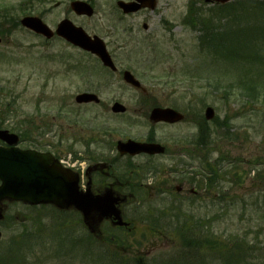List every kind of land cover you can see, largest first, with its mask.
<instances>
[{
    "label": "rangeland",
    "instance_id": "374dc122",
    "mask_svg": "<svg viewBox=\"0 0 264 264\" xmlns=\"http://www.w3.org/2000/svg\"><path fill=\"white\" fill-rule=\"evenodd\" d=\"M20 1L22 0H0L1 3ZM70 1L28 0L21 10L12 12L13 18L18 19L32 12L41 16L54 29L58 22L67 17L89 34L96 33L102 37L109 50L132 48L136 44L135 38H139V43H144L141 49L150 54L149 59L161 61L169 69L177 63L173 71V75H176V79H173L175 84L172 87L154 88L153 83L159 80L146 77L141 68H137L143 84L150 91L148 96L153 99L146 105L144 116L133 118L134 121L112 116L111 111L103 107H78L75 95L87 90L89 77L84 78L77 69L65 73L59 62L62 61L61 55L71 56L70 61L87 59L88 55L60 37L46 40L28 29L15 27L8 22L4 25L5 33L0 44V99L10 104L5 108L0 106V119L8 118L5 122L8 128L15 127V124L19 126L24 120L30 122L28 126L39 127L42 132L48 123L50 131L45 132L43 138L32 137L34 143L42 139L43 149L49 148L60 158L74 156V151L79 155L84 153L82 141L92 136L96 139L93 150L101 153L104 158L113 159L117 152L115 146L114 149L112 146L117 140L143 139L152 126L163 142L171 135L179 139L196 135L199 131L198 124L206 126L204 118L199 115L204 116V108L212 106L217 118L207 124L213 138L219 137L216 139V146H213L216 149L213 156L221 154L233 161L225 170L228 176L223 171L222 185L213 191L210 188H199L200 198L194 206L188 205V200L194 197L188 196L186 191L176 194L172 190L178 185L179 177L175 171H170L172 166L175 170L174 166L177 164L174 163L177 157L173 158L170 153L149 164L161 166V169L155 174L150 173L141 181L145 186L143 192L146 193L142 201L126 191L127 202L136 204L135 207L141 210L149 208L157 211L166 207L170 200L183 202V214L188 209H193L196 216L194 222L204 218L205 234L210 232V235L207 234L208 242L213 240L217 243H205L204 249H191V246H184L182 237L172 229L154 227L149 221L141 220L129 211L126 213L127 219L125 218L129 221V229L124 230L122 238L126 247L130 245L128 251H119L120 254L114 256L108 251V254L103 253L101 256L113 257L118 264H168L176 261V258L178 264H227L226 256L222 259L218 253L221 254L220 249L225 252L229 246L241 258L238 261L235 256L230 264H264V179L256 177L264 169V6L252 7L248 4L242 11V8L236 7L220 11L212 5L199 4V0H158V12H150L147 17L141 13L122 17L115 8L117 0H93L95 15L88 18L76 15L70 8ZM195 2L202 12L211 14L213 24L226 37L225 43L216 44L211 52L201 49L199 31L185 24L189 5ZM165 20L171 21V26L174 27L172 36L164 30ZM144 21L152 23L153 35L149 37L151 42L141 40L147 33L141 28ZM134 24L139 32L130 34L128 28L134 27ZM209 58H215V61L212 60L209 64L206 62ZM159 72L160 68L149 71L150 76ZM190 74L200 75L202 79H188ZM90 80L93 83L92 89L100 94L104 103L121 100L130 107V113L133 111L139 96L137 92L120 84L100 86V81L120 79L110 76L108 80H104L93 75ZM152 104L177 107L184 111L187 119L174 125H153L146 116ZM224 118L234 130L235 137L220 138L221 129L218 125ZM168 144L171 150L173 145ZM102 161L105 160L97 163L102 165ZM126 161L131 162L130 169L137 168L141 172L148 160L144 156L130 160L122 157L118 159L117 165H123ZM94 176L92 175L93 180ZM222 190L225 200L216 202L218 193ZM144 200H147L146 203ZM0 209L27 208L22 204L4 201L0 203ZM41 209H44L45 217L39 218V231L35 233L32 244L28 245L31 249L24 248L27 247L24 245L23 261L15 264H112L107 260L98 263L95 253L91 254L92 251L89 250L90 244H83L81 239L88 235L89 238L102 241L111 232L115 236L122 235L123 230L116 229L115 224L93 214L90 225L94 224V227L88 226L81 220L79 212L71 210L72 208L63 213H57L49 207ZM26 225L31 226L29 223ZM30 229L35 228L32 226ZM21 230L29 229L3 231L0 247L21 235ZM96 243L91 241L96 246L93 251L97 254L100 248L99 243ZM22 245L23 243L20 248ZM180 256L185 260L181 262ZM9 261L11 260H0V264H8Z\"/></svg>",
    "mask_w": 264,
    "mask_h": 264
},
{
    "label": "water",
    "instance_id": "95a60500",
    "mask_svg": "<svg viewBox=\"0 0 264 264\" xmlns=\"http://www.w3.org/2000/svg\"><path fill=\"white\" fill-rule=\"evenodd\" d=\"M138 1H141L142 4H136L135 2L125 4V2L120 1L119 5L125 12L136 11V9L138 10L141 6H145L149 3L150 6L154 5L151 4L154 0ZM206 1L227 2L229 0ZM72 7L78 14H93L92 6L84 2V0L74 1ZM21 23L36 31V33H41L48 38H51L54 34L39 17L26 16L21 20ZM55 32L72 43L81 46L85 50L87 49L97 53L106 64H112L105 43L98 36H89L83 28L75 26L68 20H63ZM126 74V81L140 86V83L135 80L129 72ZM91 100L98 101V98L94 94L87 93L77 96V102ZM123 109L124 108L118 103L114 105L115 111ZM206 117L207 119L214 117L213 108L209 107L206 110ZM183 118L181 113L171 108H155L151 113V119L154 122L160 120L176 122ZM0 138L7 140L11 144L17 143L18 141V136L9 133L6 129L0 130ZM118 149L122 153L130 152L132 154L141 151L154 153L163 152L165 150V148L159 144L141 143L133 140L122 143L119 142ZM0 179L2 180V185L0 186V199L9 197L12 199H22L31 203H40V201L45 203L52 202L61 208L74 205L81 209L86 217L90 215L93 209L100 208L102 211L106 212L104 214L113 213L115 218L119 219L118 223L122 224L114 204L117 201L116 199L107 196L101 201L99 198L82 196L78 190L77 180L74 174L60 168L48 154L38 153L28 149H6L0 147Z\"/></svg>",
    "mask_w": 264,
    "mask_h": 264
},
{
    "label": "flooded vegetation",
    "instance_id": "af4514ba",
    "mask_svg": "<svg viewBox=\"0 0 264 264\" xmlns=\"http://www.w3.org/2000/svg\"><path fill=\"white\" fill-rule=\"evenodd\" d=\"M154 11H149L148 9H143L138 13L144 14L146 17L148 13L150 12H155ZM132 15H135L133 13ZM137 15V14H136ZM152 23H147V21H144L142 23V27L145 31L150 32L152 30ZM170 26V25H169ZM131 33L139 32V28L136 27V24H134V27H130ZM172 31V27L170 26V32ZM150 37V34L147 35V38ZM143 53L142 50L140 49H122V48H117L113 49L111 51V55L113 60L115 61L118 69L117 70H111L109 67H105L101 61H99V58H96V56H93V58L98 62L97 65H94V67H100L106 72H109L113 74V78H123V72L125 69L131 70L133 69L132 67L134 64L139 63L140 61H143V59H138L136 55ZM133 71V70H132ZM135 73V72H134ZM91 84V83H89ZM120 84V86H123L124 88H131L132 86L130 83H126L125 81L119 80V81H104L100 84V86H117ZM135 91H137L134 87H132ZM90 91V90H89ZM138 92V91H137ZM146 98L144 97H137L136 98V106L133 108V111L126 112V113H113L115 116L121 118L128 117V115H132L134 118H140L144 116L145 114V107H146ZM86 107L90 106H101L105 109L108 108L109 104L99 102V103H84ZM130 109V108H129ZM95 143L94 138L91 136L87 138L86 140L82 141V146L84 148V153H81L77 155L76 161L78 163V175H79V183L81 188H84V190H88L92 193V195H98V194H103L107 190H112V192H121L122 190H132L134 189V184L135 181L132 180V178H119L112 176V166L109 164L107 168L103 169V166L97 163L96 161V150H93V144ZM1 145H4L0 143ZM183 151L181 148L179 150H176L172 152L173 156H182ZM148 156L147 154H140L138 156ZM157 156V155H155ZM149 158H155L154 156H151ZM89 161V162H88ZM81 170L83 172L81 173ZM92 175H95V180H93ZM87 177V178H86ZM193 180L192 178H184L183 181L181 182V186L179 187L181 191L187 190L189 192L193 190V188H190L187 184ZM142 186V183L140 184ZM131 186V187H129ZM180 191V192H181ZM190 193V192H189ZM121 194V193H120ZM193 194V193H190ZM194 195V194H193ZM38 210L34 209H16V210H5L0 211V230H1V239L0 242L3 238V231H6V229H17V228H28L30 229L32 226L34 227V224H37L39 221V218H44L45 214L44 213H38ZM26 223L31 224V226L26 225Z\"/></svg>",
    "mask_w": 264,
    "mask_h": 264
},
{
    "label": "trees",
    "instance_id": "16d2710c",
    "mask_svg": "<svg viewBox=\"0 0 264 264\" xmlns=\"http://www.w3.org/2000/svg\"><path fill=\"white\" fill-rule=\"evenodd\" d=\"M238 3L241 6H244V4L240 0L238 1ZM254 5H259V3L254 4ZM21 6H23V5L21 4L17 7L21 10L22 9ZM17 7L15 5H10V6L9 5H0V28H1L2 33H5L4 25L8 24V22L13 23L15 27L19 26L18 19H14L13 13H12L18 9ZM213 23H214L213 19L207 18V17L203 18L202 20H200V19L198 20L197 18H195L194 21L190 22V24H189L190 26L198 27L200 29L201 35L199 36V38H200L201 46L209 45L211 47H214L216 44L218 45V43H221L222 40L225 38L224 37L225 34H221V31ZM26 136H27V134H26ZM222 162H223V160H221V158L216 160V164H218V165H221ZM211 172H212L211 175L213 177L217 174V170H215V169H213ZM260 177H264V172L258 173V178H260ZM181 231L182 232H180V233L185 238V242L190 245V243L193 242L192 239L194 237H190V234H192V233H190V230L187 228V225ZM214 243H217V241L211 240L210 245L214 244ZM235 256H236V260H238V261L241 260V258H238V254H236L235 252H232L230 250L226 254V263L227 264L233 263V261L235 260ZM108 260L111 261L112 264H118L114 258H109Z\"/></svg>",
    "mask_w": 264,
    "mask_h": 264
}]
</instances>
